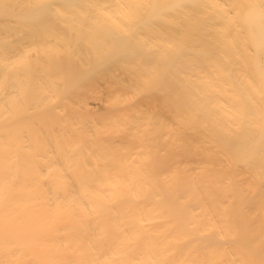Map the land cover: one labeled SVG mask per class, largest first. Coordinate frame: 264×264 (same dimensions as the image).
Wrapping results in <instances>:
<instances>
[{"label":"bare ground","instance_id":"1","mask_svg":"<svg viewBox=\"0 0 264 264\" xmlns=\"http://www.w3.org/2000/svg\"><path fill=\"white\" fill-rule=\"evenodd\" d=\"M0 264H264V0H0Z\"/></svg>","mask_w":264,"mask_h":264}]
</instances>
